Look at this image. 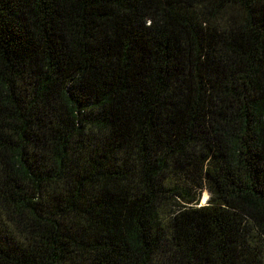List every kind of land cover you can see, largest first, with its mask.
<instances>
[{
    "label": "trees",
    "instance_id": "obj_1",
    "mask_svg": "<svg viewBox=\"0 0 264 264\" xmlns=\"http://www.w3.org/2000/svg\"><path fill=\"white\" fill-rule=\"evenodd\" d=\"M0 264H264V0H0Z\"/></svg>",
    "mask_w": 264,
    "mask_h": 264
},
{
    "label": "rangeland",
    "instance_id": "obj_2",
    "mask_svg": "<svg viewBox=\"0 0 264 264\" xmlns=\"http://www.w3.org/2000/svg\"><path fill=\"white\" fill-rule=\"evenodd\" d=\"M206 198H207V191L205 189H203V191L201 192L200 197H199V199H200L199 203L203 204L205 202Z\"/></svg>",
    "mask_w": 264,
    "mask_h": 264
},
{
    "label": "water",
    "instance_id": "obj_3",
    "mask_svg": "<svg viewBox=\"0 0 264 264\" xmlns=\"http://www.w3.org/2000/svg\"><path fill=\"white\" fill-rule=\"evenodd\" d=\"M207 196H208V193H207Z\"/></svg>",
    "mask_w": 264,
    "mask_h": 264
}]
</instances>
